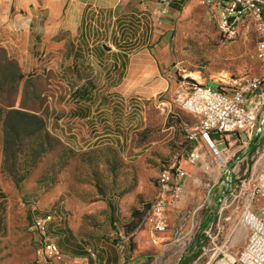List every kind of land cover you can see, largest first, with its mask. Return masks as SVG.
<instances>
[{"label":"rangeland","instance_id":"1","mask_svg":"<svg viewBox=\"0 0 264 264\" xmlns=\"http://www.w3.org/2000/svg\"><path fill=\"white\" fill-rule=\"evenodd\" d=\"M137 2L132 0L128 6H119L113 12L85 10L82 28L90 32V36L81 43L94 47L90 48L92 52L87 49L80 53L77 66L84 78L90 77L94 82L97 92L105 91L104 72L111 73L112 87H116L119 78L126 74L130 85L135 83L139 75L134 66L136 53L141 48L150 49L162 40L156 36L159 35L158 26L151 15L155 0L144 3V9ZM34 42L37 44L38 38ZM166 42L171 58L168 69L177 84L176 90L159 91L151 98L153 101L142 102L155 111L152 118L155 135L162 137L165 135L161 130L163 126L175 125L173 131L183 139L182 148L187 129L195 126L197 119L180 110L175 97L178 85L193 82L216 88L225 77L264 74V65L254 57L256 34L253 28L249 27L246 37L241 35L240 29L236 41L224 39L218 31L217 19L200 0L193 1L175 17ZM40 54V51H34L33 58H38L37 63L41 65L34 63L20 69L0 49V264H32L34 236L30 231L29 208L33 204L40 211L57 209L68 216L66 233L69 241L64 238L60 244L67 254L77 249L85 256L86 247L98 253L114 245L120 246L117 252L120 264H193L200 253L209 254L220 247L226 255L237 256L247 231L238 224L235 215L230 218L227 217L229 212L216 215L208 235L198 231L199 227L204 229L201 224L207 221L213 196L217 201L223 200L228 186L235 184L236 180L229 174L227 183L219 187L220 168L216 178L185 170L190 185L180 214L183 220L178 219L182 230L177 233L174 251L189 249L188 254L182 261L156 256V247L140 227L142 211L154 195L160 163L176 155L177 149L167 156H160L154 163L142 165L137 158L142 154L140 150L131 153L134 157L127 162L122 155L124 148L113 145L85 152H75L64 146L45 130L44 93L49 89L58 93L59 99L61 93L68 92L67 86L72 90L76 82L70 76V67H53L44 73V56ZM114 62L120 64L118 69L112 68ZM62 79L66 80L67 86L62 85ZM152 81L150 77L139 87L146 88ZM113 93L114 111H117L114 115L119 121L124 109L137 108L138 101L131 98L130 103H124L122 98L116 97L115 90ZM172 94L170 106L154 104L167 102ZM6 118L15 131L6 129L3 124ZM180 122L187 127H180ZM260 123L254 147L250 145L253 137L248 141L232 136L217 145L218 149H223L228 164L239 158L241 162L236 164V170L240 179L260 169L264 153V112ZM123 132L120 134L124 137ZM135 134L141 138V132L131 135ZM216 222H219L220 233L213 240ZM184 229L186 233L182 234ZM143 254L146 256L142 257ZM204 257L194 264H203Z\"/></svg>","mask_w":264,"mask_h":264},{"label":"crops","instance_id":"2","mask_svg":"<svg viewBox=\"0 0 264 264\" xmlns=\"http://www.w3.org/2000/svg\"><path fill=\"white\" fill-rule=\"evenodd\" d=\"M131 1L0 0V49L6 53L7 57L14 60L20 69L32 66L34 63L36 66L42 64L37 63L38 58H33L34 51H40L42 54L40 56H44V73L49 72L53 67H61L62 69L70 67V76L76 82L72 90L67 86L66 80L62 79V85L67 86L68 92L61 93V98L58 99L59 94L52 93L49 89L44 93V126L46 132L75 152H85L106 145L124 148L122 155L127 162H131L129 160L134 157L131 156V153L134 154L140 150L142 154L137 158L144 165L145 163H154L160 156H167L171 150L177 149L179 151L181 144H183V139L173 131L175 125L163 126L161 130L165 132L164 136L155 135L152 119L155 111L146 107L142 101L150 100L159 91H167L173 88V91L176 90L177 84L168 69L171 58L168 54L170 46L166 42L167 35L175 17L195 0H189L182 4L171 3L168 12L165 14L161 12L162 5L159 0H155L153 3L156 6L151 15L156 26H158L159 31L157 30V33L161 35V37L156 36L162 40L150 49L141 48L140 51H136L134 66L139 75L135 78V83L132 82L130 85L129 75L126 74L119 78L116 87H112L110 86L113 80L111 73L106 74L104 72V77H102L105 83V91L97 92L94 82L91 81L90 77L84 78L82 71L77 66L80 53L83 50L87 51V49L92 52L90 48L94 47L91 44L83 45L81 43L87 38L86 36H90V32H86V29L82 28L85 10L92 9L95 13L110 10L113 12L119 6H128ZM144 3H151V0H138L137 5L144 9ZM208 10L212 17L217 19L215 12ZM248 30L247 25H242L241 35L246 37ZM37 38L39 42L36 44L34 40ZM114 64L113 69L120 67L119 63L114 62ZM146 71L148 75L145 74ZM150 77L153 80L150 86L141 89L139 86L145 84ZM107 85L109 86L108 89ZM113 90L117 94L116 97L122 98L124 103H130L129 100L132 99L138 101L135 104L137 108L129 106L124 109L123 117L119 121L114 115L117 111H114ZM172 100L173 94L168 97L167 102H155L154 104L156 106L163 104L170 106ZM179 126L187 127L183 122H180ZM123 131H125L124 137L120 134L124 133ZM138 132L142 133L141 138H137L140 133L131 135ZM158 149L161 150L156 153ZM215 162L211 155H207L196 166L183 164V168L194 175L199 173L216 178L219 174V167ZM184 185L188 190L190 181L187 177L184 179ZM67 219L68 216H65L63 229L67 227ZM203 224L205 226V222ZM58 237L59 245L64 238L67 239L66 234ZM154 246L157 251L156 256L164 257L166 260L175 258L182 261L188 254L174 251L175 240L172 226L163 235L160 242ZM109 247L102 248L104 251H98L97 262L88 259L87 264H120V257L117 253L120 248L114 245ZM69 255L86 258V255L82 256L77 249ZM144 255L141 256L144 257Z\"/></svg>","mask_w":264,"mask_h":264},{"label":"built area","instance_id":"3","mask_svg":"<svg viewBox=\"0 0 264 264\" xmlns=\"http://www.w3.org/2000/svg\"><path fill=\"white\" fill-rule=\"evenodd\" d=\"M187 1L159 0L161 12L167 13L171 3L182 4ZM200 1L215 12L218 31L224 39L237 40L242 25L252 27L256 34L254 57L264 65V0ZM175 97L180 110L195 117L197 124L187 129L184 145L178 153L160 163L154 195L146 204L140 227L146 231L152 244L159 243L171 226L176 239L177 233L182 230L178 219L183 220L180 214L188 194L184 185L187 172L183 164L196 166L207 155H211L222 170L219 187L227 183L229 174L236 181L228 186L223 200L214 201L216 197L213 196L204 229L199 227L198 231L208 235L212 232L216 215L229 212L227 217L235 215L238 224L246 229L247 236L235 257L226 255L220 247L209 254L200 253L196 261L206 256L203 264H264V153L259 171L240 179L236 170V164L241 162L239 158L228 164L223 149L217 147L232 136L248 141L253 137L250 145H256L264 112V74L257 77H225L216 88L187 82L178 85ZM29 213L30 231L34 236L32 264H87L88 259L97 262V252L90 247L84 249L86 258L69 255L59 248V237L54 232L62 227L65 220L63 214L56 210L40 211L34 204L30 206ZM218 223L213 240L220 233ZM185 233L184 229L182 234Z\"/></svg>","mask_w":264,"mask_h":264},{"label":"trees","instance_id":"4","mask_svg":"<svg viewBox=\"0 0 264 264\" xmlns=\"http://www.w3.org/2000/svg\"><path fill=\"white\" fill-rule=\"evenodd\" d=\"M4 126H6V129L8 130V131H11V132H13V131H15V129H14V127H12V126H10L9 124H8V119L6 118V119H4ZM42 132H43V134L45 133V131L44 130H42ZM1 192V191H0ZM2 195L0 194V202H1V200H2ZM145 209H146V205H145ZM145 209L142 211V216H143V214H144V211H145ZM57 212H59V213H61V214H63L64 216H66V214L63 212V211H60V210H57V209H55ZM64 226V221H63V223H62V227ZM62 227H60V228H57V229H55V232H54V234H56L57 236H61L62 234H66V236L68 235L67 233H66V229H63ZM59 244V243H58ZM59 248H60V245H59ZM61 249V248H60ZM62 250V249H61ZM74 256V255H73ZM77 257V256H76Z\"/></svg>","mask_w":264,"mask_h":264}]
</instances>
